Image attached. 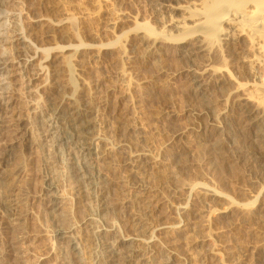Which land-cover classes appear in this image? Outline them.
Returning a JSON list of instances; mask_svg holds the SVG:
<instances>
[{"label": "rangeland", "instance_id": "1", "mask_svg": "<svg viewBox=\"0 0 264 264\" xmlns=\"http://www.w3.org/2000/svg\"><path fill=\"white\" fill-rule=\"evenodd\" d=\"M2 1L4 21L8 27L23 33L27 43L0 46V54L6 50L8 62H14L11 56L28 54H37V60L27 71L29 74H23L14 62L7 65L9 80L3 82L8 76L0 75V85L9 83L12 90L5 98L8 101L10 96L14 98L0 124L3 127L0 130V172L19 173L14 184L15 194H20L15 197L16 216L7 215L0 208V264L64 263L61 255L66 241H55L59 225L49 218L51 207L45 189L48 182L45 166L51 168V178L60 187V212L66 218L60 226L75 227L74 236L80 243L82 261L93 264L95 244L89 240L84 222L96 208L87 205L84 194L75 195L69 187L65 175L69 165L61 164L60 159L52 162L53 156L47 158L52 136L39 130L47 98L55 99L58 94L57 99L61 101L75 90L76 96L81 91L88 97L90 107L96 112V121L106 126L104 134L116 161L121 156L120 143L128 139L125 136L128 130H133L134 140H139L140 151L147 153L145 161L150 160L144 166L147 170L144 168L145 171L137 175L131 176L129 171L117 166L107 172L109 185L103 188L110 198L105 196L103 201L107 207L109 204V211L104 214H107L106 220L104 216L102 219L106 228L114 231L106 234V241L117 244L136 234L140 239L152 237L154 243L146 256L149 264H264V160L258 159L264 149L252 141L248 129L250 121L239 106V99L246 94L250 99L247 109L264 115V63L256 67L250 62L254 52L242 51L247 46L245 40L237 43L235 58L219 48L220 39L213 37L212 30L224 26L215 20L219 15L214 12L218 9L213 8L215 1ZM187 9L210 17L206 22L201 20L204 23L198 26L206 35L202 43L206 46V55L197 59L186 52L190 49L186 44L195 41L194 35L186 39L183 48L177 40L185 34L174 29L175 20L188 17ZM19 47L23 49L19 51ZM44 56H49V60L40 65L46 69L38 75L40 67L36 64H40ZM204 64L211 65L215 76L205 75L207 101L199 98L200 101L190 73L200 71ZM31 70L36 71L39 80L32 79ZM254 74L261 79L255 81ZM241 86L245 91L239 90ZM216 88L218 91L214 92ZM17 116L24 117L27 129L24 132L31 143L25 150L19 147L6 166L2 164L4 153L6 155L7 146L12 143L16 128L11 119ZM145 189V194L140 192ZM139 193L142 199L134 197ZM130 198L149 206L148 210L143 208L145 212L142 208L133 210L140 212L138 217L145 213L147 219H151L147 226L138 224L140 218L130 212L136 207L134 203L128 205ZM133 217H137L138 222ZM12 246L16 248L13 252ZM131 248L145 253L139 242Z\"/></svg>", "mask_w": 264, "mask_h": 264}, {"label": "bare ground", "instance_id": "2", "mask_svg": "<svg viewBox=\"0 0 264 264\" xmlns=\"http://www.w3.org/2000/svg\"><path fill=\"white\" fill-rule=\"evenodd\" d=\"M214 1L216 3L215 4L212 1V3H213L212 5H213L214 10L216 7L218 9L216 8L217 9V12H216V10L214 11V10H212L213 9L212 8L211 13H214V12L218 13L219 15L216 14L217 17L215 18V20L217 22H219V24L221 23V25L224 26L223 28H220L218 30H215V29L212 30V32H215L213 34V37L216 36L217 39H220L221 44H219L220 45L219 48L221 47L222 49H224L228 56L235 58V56L237 55V52H238V50L236 48L237 43H239L241 40H245V42H247V46L245 49L243 48L242 51L243 52L244 51L254 52L253 59L250 62H252L253 65L255 64L256 67H259L260 64L264 63V0H214ZM2 2L3 1L0 0V46L3 47V46H7L9 44L20 45L23 43H27L26 38H25L23 33L19 32L14 27L10 28L7 26L6 22L4 21V19H6L5 18L6 16L4 15V11L2 12V7H1V6H3V4H1ZM214 5H215V7H214ZM228 5H229V7H228ZM220 7H222L224 9L222 11H225V12L222 13V11H220L221 10ZM189 10L187 9L186 11H189ZM219 11H220V13H219ZM185 14H188L189 18L183 17V20H182V18H181V20L179 18V21L175 20V22H174L175 23L174 29H177L178 30L177 32H179V30H180L181 33L183 31V34H185V35L180 34L183 37L179 38L177 40V42H178V45H181V46L183 45L182 47L184 48L185 43H187L186 39L190 38L194 35L193 37H194L195 41L192 44H190V43L186 44V45H189V47H190V49L186 51L188 54L187 53L186 54L188 56L193 57L194 59H197V57H199L200 55H203V54L206 55V48H205L206 46H202V43L204 42L203 40L205 38L204 36H206V35H205L204 31L202 32V30L199 29L200 27H198V26L203 24L204 22H206L210 17L203 16L204 14H202L200 12L199 13H192L189 11ZM201 20H204V22H200ZM187 22L188 23L190 22V24H188ZM213 24H215V23H213ZM195 25H196V28H194ZM215 25H217V24H215ZM188 29H189V32H187ZM184 31L187 32V34ZM12 39H14V41H11ZM20 48L23 49V47H19V51H20ZM62 49H64V48H62ZM14 50H16V48ZM16 51H18V50H16ZM21 51H23V50H21ZM186 54H185V56H186ZM19 55H20V53H19ZM7 57L8 56L6 55V50H2V53L0 54V67H2V69H1L2 72L0 73V75L2 74V76L4 73L6 74V72L10 71L8 69L10 67H8L7 65H9L11 63L16 62L17 65H19V68L23 71L22 73L25 74V73H28L30 71L29 68H30L31 64L35 60H37V58H36L37 54H34L33 56H30L28 54V56L26 55V57H24L23 55L11 56V57H13L11 59L14 62H8L6 60ZM44 57H46V58H44V59L42 58L43 60L38 62L40 64H36V65H39V67H40L39 71L37 70L38 75L40 73L42 74L43 70L46 69L45 66H43V65L40 66L41 64L46 63L49 60V56L48 57L44 56ZM17 59H18V61H17ZM33 66H31V67L33 68ZM32 68H30V69H32ZM32 72L30 73V75H32ZM8 73L10 74V72H8ZM28 74H26V75H28ZM33 74H34L32 76V79L34 78L33 80H36L39 78L36 75V71H35V73L33 72ZM208 74L210 76H212V75L215 76V73L212 72V70H211L210 64H204L203 68L200 71H196V72L191 71V73H190L191 82L198 89V93L196 92L197 93L196 97H198V99L199 98L205 99L206 98L205 96H207L206 92H205L207 89V86H206L207 82H205L206 81L205 75H208ZM6 75H4V76L6 77ZM9 76L6 78V80H3V82L7 81ZM26 77H28V76H26ZM253 77L255 78V81L261 79L259 77V75L256 76L254 74ZM204 79H205V81H204ZM2 85L3 86L0 85L1 86L0 87V124L3 123V120H2L3 119V113L5 114L6 111H9V109H7L9 107L8 105H10V101H12L14 99V98H12L13 96L12 97L10 96L12 93V90L10 88V84L6 83V84H2ZM252 87L255 88V90L258 89L256 86H252ZM210 90H212V89H210ZM239 90L245 91L243 86H241L239 88ZM10 91H11V93H10ZM73 91H74V89H73ZM75 91H74V93L72 92V94L69 93L71 95L70 96L67 95V98L63 97V99H61V97H60L61 101H58V99H57L58 94H56L55 99L49 100V98H47L48 99V101L46 102L47 107H45L46 106L45 105L44 108H46V109H44V111L42 110L43 111L42 114L40 112L41 117L43 118V122H42L43 125L40 124L41 129H39V130H41L42 133L46 131L49 135L52 136L51 140L49 139V142H50L49 146H50L51 151L50 150L47 151V152H49L47 158L49 159V156L50 157L53 156L52 157L53 159H51L52 162H54L53 161L54 159H56V160L60 159L61 161L60 160L59 161L61 162V164L69 165V167L65 168V170L67 171V173L65 174L66 178L68 179V182H70V184H68V185H70L69 187H72V190L75 192V195H76V193H77V195H78V193H79V195H80V193L84 194L87 197L86 198L87 199L86 202H88L87 205L91 206L92 208L93 207L96 208V212L93 215H91V217L88 218L87 221H85V222L83 221L84 225L86 227L84 225L83 226L85 227V229H87L88 236H90L89 240L91 239L90 241H92L95 244L94 253L91 252V253H93L92 254L93 259H91L92 263L93 264H132L135 261H137L138 262L137 264H149V259L146 256L148 255L147 251L151 248L152 244L154 243L152 237H150L149 239H146V238L140 239V237L136 234L134 236H130L128 239H124V238L121 239L120 241L117 242V244H114V243L111 244L105 240V239H107L106 238L107 235L110 234L108 232H113L114 230H113V228L111 230L107 229L108 226L106 228L107 224L104 223L105 216L107 215V214L106 215H104V214L109 209L108 208L109 204H107L108 205V207H107L105 205L106 203L104 204L105 201H103V198L105 196L110 198L108 196V194L105 195L106 193L104 191L107 189L103 188L106 184H108V183H106L107 182L106 181L107 172H109L112 169V167L117 166V167L121 168L122 170L129 171L128 174L131 176L137 175L140 172H142L145 168L144 166H146L147 163L150 162V160H149V162L145 161V159L148 155L145 151H143V150L140 151V148H139L140 146L138 143L139 140L136 141V138L134 140L135 136H133V134H132L133 130L132 131L128 130L129 131V133H127L128 135H125V136H128V139L125 140L124 142L120 143L121 145L119 146V148H120L121 156L119 154V156H120L119 160L116 161L113 158L114 153H113L112 148H111V143L108 142V140L106 139L105 134H104V131H106L105 130L106 126L105 127L101 126L100 122L98 123L96 121L97 119H95L96 117L94 116V113H96V112H94L95 110L90 107L91 105H90V100L87 99L88 97H85L81 91H79L78 95L76 96L77 93ZM207 91H209V90H207ZM216 91H218L217 88L215 89L214 92H216ZM9 93H10V95H9L10 97H9V101H8V98H5V94H9ZM208 94H210V93H208ZM213 94H211V95H213ZM209 96L207 98H209ZM214 96H212V97H214ZM205 100L207 101V99H205ZM239 100H240L239 106H241V108L243 109L242 111H243L245 118L248 119V121H250V126L248 127V129L251 132L250 134L252 136V141L254 143L258 144L261 147V149H264V126H263L264 115L262 116V114H260L255 109H252V108L247 109V107L250 103V99H249L248 95L243 94V96H241V99H239ZM6 101H8V102H6ZM208 101L210 102V100H208ZM10 109H11V107H10ZM11 111H12V109H11ZM13 115H15V114H13ZM21 116H19V118L17 116L16 119H14L15 117L12 119L10 118L11 122L14 124V126L16 128H15V130L13 129L14 133H13V137H12L13 138L12 143L10 145L7 144L8 146H7V149L5 151L6 155L4 153L5 157L3 158V163H2L3 165L6 164V166H7V163H9L10 160H12L11 159L13 157L12 154L15 153L18 149H20L19 147H21L22 149L24 148V150H25V148L28 147V143L30 142V141L28 142L27 137H26V132H24V129H26V128H24V124H25L24 123L25 121L23 119L24 117H21ZM11 117H13V116H11ZM41 117H40V120H41ZM45 119L47 121H45ZM127 123H129V122H127ZM103 124H105V123H103ZM226 124H227V122H226ZM130 125L132 126V124H130ZM130 125H127V126L130 127ZM25 127H26V124H25ZM2 128H3L2 125H0V130ZM226 128H228V127H226ZM216 129H218V128H216ZM13 130H12V132H13ZM223 131H228V130L223 129ZM23 132H24V134H22ZM121 132H122V130H121ZM122 133H120V134H122ZM221 133H224V132H219V134H221ZM0 136H1V133H0ZM224 136H226V135H224ZM9 140H11V139H9ZM218 144H217V146H218ZM221 145H223V144H221ZM219 146H220V144H219ZM22 158H23V156H22ZM258 159L264 160V152H263V156L261 158H258ZM22 160H24V159H22ZM50 162H49V164L52 163V162L51 163ZM46 163H45V165L48 164V163L47 164ZM56 164H57V162H56ZM51 165H55V164H51ZM45 167H46L45 170H47V171H45L44 173L47 172L46 178L48 179L47 184H45L46 185L45 189L47 190L46 195L49 199L48 202L50 203L49 207H51V211L49 212V215H50L49 218H51V220L53 221V223L55 225H59V228L57 229L56 234H55V241L56 242L66 241V244H65L66 248L62 247L64 249L63 250L64 254L62 253L63 255H61V256H63V257H61V259L64 262L63 264H84V262L82 261V256H81V249H80V245H79L80 243H78L79 241H76V239H75L76 236H74V234L76 235V233H74L75 227L73 228L71 225H70L71 227H68V226L61 227L60 226V225H63L62 223L64 221L66 222V220H65L66 218L64 219L65 216H62L63 212L62 213L60 212L61 207H62V201H61L62 196L61 197L59 196V194L61 192L59 191L60 189H58L60 187H58L59 186V185H57L58 183L56 184V181L53 180V178H51V174H52V172H50L51 168H47V166H45ZM52 170H53V167H52ZM2 171H3L2 173L0 172V208L3 210V212L5 214L11 215V216H16L15 207L18 206L17 205L18 202L15 200V197L18 195V193L15 194V192H17V189L15 186L16 183L14 184V182L17 180L19 173L16 172L17 174L15 173V175H13V174L9 175V174H11V172L6 174V172L4 170H2ZM17 171L19 172V170H17ZM62 176H63V173H62ZM57 179H59L58 176H57ZM68 182H66V184ZM135 187H136V185H135ZM128 191H130V190H128ZM143 191L145 194L146 189L141 190L140 192H143ZM125 193H127L126 190H125ZM140 194H142V193H139V196H134V197L137 199H142V198H140L141 197ZM84 195H83V197H85ZM129 195H130V193H129ZM143 196H145V195H143ZM80 197H82V196H80ZM125 200L128 201V199H125ZM125 200H122V202L124 201L126 203L127 201H125ZM131 200L132 199L130 198V201ZM137 201L134 199L133 201L128 202V205H129V203H134L133 205L136 206V207H133L135 209H131L130 212L133 210L139 211L137 209H139V208L143 209L144 207H145L144 208L145 210H148L147 209V207H149L148 205L146 206V205H144L143 202L140 203V201H139L140 204L143 203V206L141 207ZM125 203L123 204V206L125 205ZM79 207H80V205H79ZM120 207L122 208V206H120ZM92 208L89 207V209H91V210H92ZM128 208L126 207L127 210H128ZM123 210H125V209H123ZM145 210H144V212H145ZM91 212H94V210H92ZM139 213L140 212H134L133 211L132 215L138 217ZM142 214H143V211H142ZM142 214H140V215H142ZM103 216H104V219H102ZM148 217H151V216L148 215ZM133 218L137 221V220H139L138 218H140V217H138L137 219L135 217H133ZM67 219L69 220L68 217H67ZM148 220L149 219H147V217L145 216V213H144L143 216H141L139 222L138 221L137 222L140 225L147 226L149 224V223L147 224ZM150 220H149V222H150ZM103 224H105V225H103ZM64 225H65V223H64ZM68 225H69V221H68ZM108 225H109V223H108ZM143 226H139L140 230L143 229ZM56 227H58V226H56ZM145 229L147 230L146 227H144V230ZM137 230H139V229L137 228ZM144 230L142 232L146 231V230L145 231ZM70 234H72V235H70ZM108 237H110V236H108ZM12 241L14 242V240H12ZM137 242H139L141 245L143 244L142 249H144L143 251H145V253H142V251L140 252V250H136V249L131 248V246L133 244H136ZM13 245H14V243H13ZM58 245H60V244H58ZM17 247H18V245L16 246V248ZM16 248H14L12 246L11 252H13V249H16ZM9 249L10 248H8V251H9Z\"/></svg>", "mask_w": 264, "mask_h": 264}]
</instances>
